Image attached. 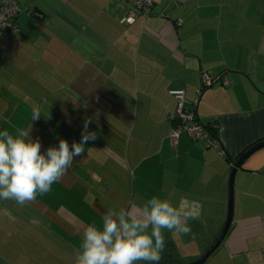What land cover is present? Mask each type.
I'll list each match as a JSON object with an SVG mask.
<instances>
[{
  "label": "crops",
  "instance_id": "obj_1",
  "mask_svg": "<svg viewBox=\"0 0 264 264\" xmlns=\"http://www.w3.org/2000/svg\"><path fill=\"white\" fill-rule=\"evenodd\" d=\"M17 1L18 31L0 36V131L31 125L46 152L80 142L89 113L97 135L49 193L0 201V264H74L88 224L152 196L191 216L189 233L164 230L166 247L207 251L228 218L231 163L264 141V0H153L131 25L113 0ZM202 73L230 86L198 97ZM172 90L225 155L186 132L173 142ZM206 264H264V147L236 174L232 227Z\"/></svg>",
  "mask_w": 264,
  "mask_h": 264
},
{
  "label": "clouds",
  "instance_id": "obj_2",
  "mask_svg": "<svg viewBox=\"0 0 264 264\" xmlns=\"http://www.w3.org/2000/svg\"><path fill=\"white\" fill-rule=\"evenodd\" d=\"M36 111L32 118H38ZM85 119L80 142L42 152L39 139L27 129L15 133L0 131V201H12L23 208L52 190L84 153L85 145L96 139ZM190 213L174 206L170 199L152 196L142 205L134 201L128 209L109 208L99 224H88L79 247L73 249L74 264H159L166 247L164 230L178 234L190 232ZM14 221L15 217L9 215Z\"/></svg>",
  "mask_w": 264,
  "mask_h": 264
},
{
  "label": "built area",
  "instance_id": "obj_3",
  "mask_svg": "<svg viewBox=\"0 0 264 264\" xmlns=\"http://www.w3.org/2000/svg\"><path fill=\"white\" fill-rule=\"evenodd\" d=\"M118 4H126L128 13L123 19V23L131 25L139 17L149 18L154 8L153 0H113ZM21 7L17 0H0V36L11 31H18L16 23L17 17L21 13ZM31 17H36V11L31 9L28 12ZM221 83L223 87H229L230 83L223 80L222 77L212 78L206 73L201 74V85L198 88V97L205 90L213 88L216 84ZM170 94L178 101V107L175 116L172 120L175 122V127L171 133V138L174 143L177 142L180 134L186 132L193 140H204L209 147H212L221 155H225L224 150L220 146L218 139L211 136L209 130L201 123L195 109H190L185 102V92L183 90H172Z\"/></svg>",
  "mask_w": 264,
  "mask_h": 264
},
{
  "label": "water",
  "instance_id": "obj_4",
  "mask_svg": "<svg viewBox=\"0 0 264 264\" xmlns=\"http://www.w3.org/2000/svg\"><path fill=\"white\" fill-rule=\"evenodd\" d=\"M264 147V141L254 145L252 148L248 149L237 162L234 163V167L230 176L229 184V203H228V218L223 231L221 232L218 239L214 244L196 261L190 264H206L208 260L215 254V252L220 248L225 238L227 237L233 223L234 215V181L238 170L241 168L244 161L255 151Z\"/></svg>",
  "mask_w": 264,
  "mask_h": 264
},
{
  "label": "rangeland",
  "instance_id": "obj_5",
  "mask_svg": "<svg viewBox=\"0 0 264 264\" xmlns=\"http://www.w3.org/2000/svg\"><path fill=\"white\" fill-rule=\"evenodd\" d=\"M91 116L89 115V113L86 114L81 117V120L84 121L85 119H88L91 121ZM123 119L127 120V117H124ZM101 124L103 125V122H101ZM123 135V134H120ZM209 247V246H208ZM179 251H180V256H181V261L183 264H190L192 262H194L195 260L199 259L206 250H204V246H200V245H179ZM207 249V248H206Z\"/></svg>",
  "mask_w": 264,
  "mask_h": 264
},
{
  "label": "trees",
  "instance_id": "obj_6",
  "mask_svg": "<svg viewBox=\"0 0 264 264\" xmlns=\"http://www.w3.org/2000/svg\"><path fill=\"white\" fill-rule=\"evenodd\" d=\"M206 126V125H205ZM206 128L209 130L212 137L217 139V130L213 125H207ZM234 161L231 163L234 165ZM159 264H183L180 255L177 252L176 248L172 245L166 247L162 253V258L159 261Z\"/></svg>",
  "mask_w": 264,
  "mask_h": 264
}]
</instances>
